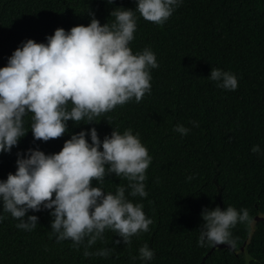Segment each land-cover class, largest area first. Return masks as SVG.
<instances>
[{
  "label": "trees",
  "instance_id": "16d2710c",
  "mask_svg": "<svg viewBox=\"0 0 264 264\" xmlns=\"http://www.w3.org/2000/svg\"><path fill=\"white\" fill-rule=\"evenodd\" d=\"M119 7L135 11L137 0H0V68L27 40L47 43L57 29L88 26L89 13L103 26L113 22L110 13ZM136 22L129 47L133 54L150 48L159 64L150 69L151 93L91 124L68 121L67 132L48 142L34 139L26 117V136L10 153H0V181L17 171L18 153L24 158L30 149L57 154L82 131L91 144L92 128L101 142L115 129L121 134L131 129L148 149L151 164L147 197L125 195L143 204L152 220L149 230L126 245L106 229L103 241L88 251L109 249L110 256L85 257L83 245L77 249L72 240L58 242L53 235L54 209L29 211L38 225L25 231L0 202V216L6 217L0 221V264H264V0H182L163 26L138 12ZM213 68L233 73L237 89L217 87L209 79ZM178 124L190 129L186 136L174 131ZM254 145L259 153L251 151ZM127 184L111 174L101 187L115 193ZM92 186L100 185L93 181ZM217 206L249 211L250 222L230 229L234 250L198 246L202 211ZM145 244L154 252L151 261L139 259Z\"/></svg>",
  "mask_w": 264,
  "mask_h": 264
},
{
  "label": "clouds",
  "instance_id": "9594fccd",
  "mask_svg": "<svg viewBox=\"0 0 264 264\" xmlns=\"http://www.w3.org/2000/svg\"><path fill=\"white\" fill-rule=\"evenodd\" d=\"M181 3L137 0L135 11L115 8L110 13L113 22L103 26L94 13H89L92 18L88 26L57 29L47 37V43L24 42L7 66L0 68V153H10L26 136V117L30 118L34 139L48 142L67 132L68 121L80 124L86 120L91 124L133 98L140 103L145 94L151 93L150 69L159 64L150 48L133 54L129 47L137 30L136 13L145 21L163 26ZM209 79L225 90L238 87L233 73L217 68L212 69ZM190 123L199 126L195 121ZM174 131L186 136L190 129L178 124ZM87 135L83 131L72 135L57 154L30 149L24 158L18 153L17 171L0 181V202L3 212L19 220L16 227L25 231L38 225V217L28 216L29 211L54 209L50 212L54 218L51 229L58 242L70 239L73 247L84 246L85 257L107 258L109 249L88 251L97 241H103L106 229L131 245V238L147 232L152 224L143 204H134L125 195L128 191L131 197H147L144 182L151 157L139 134L134 135L131 129L123 134L115 129L101 142L92 128L91 144ZM251 151L259 153L260 146L254 145ZM111 174L125 178L127 189L119 185L115 193L105 192L101 185ZM93 181L100 186L93 187ZM4 219L0 216V221ZM202 220L198 246H234L230 229L237 223L250 222V214L248 209L237 211L229 206L221 210L217 206L205 208ZM153 258L147 244L139 249L140 260Z\"/></svg>",
  "mask_w": 264,
  "mask_h": 264
},
{
  "label": "water",
  "instance_id": "95a60500",
  "mask_svg": "<svg viewBox=\"0 0 264 264\" xmlns=\"http://www.w3.org/2000/svg\"><path fill=\"white\" fill-rule=\"evenodd\" d=\"M260 219H261V218L259 217L258 220H260ZM217 248H219V249L229 248V249H231V250H234V247H233L232 245H228V244L216 245V246H214L213 251H214L215 249H217Z\"/></svg>",
  "mask_w": 264,
  "mask_h": 264
}]
</instances>
